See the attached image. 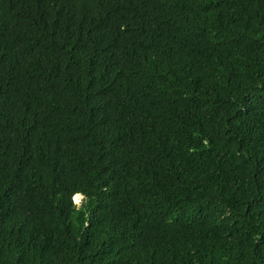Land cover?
Returning a JSON list of instances; mask_svg holds the SVG:
<instances>
[{
  "label": "trees",
  "instance_id": "obj_1",
  "mask_svg": "<svg viewBox=\"0 0 264 264\" xmlns=\"http://www.w3.org/2000/svg\"><path fill=\"white\" fill-rule=\"evenodd\" d=\"M0 264H264V0H0Z\"/></svg>",
  "mask_w": 264,
  "mask_h": 264
},
{
  "label": "rangeland",
  "instance_id": "obj_2",
  "mask_svg": "<svg viewBox=\"0 0 264 264\" xmlns=\"http://www.w3.org/2000/svg\"><path fill=\"white\" fill-rule=\"evenodd\" d=\"M81 199L82 197L81 196H78V197H75L73 198V201L76 205H80V202H81Z\"/></svg>",
  "mask_w": 264,
  "mask_h": 264
},
{
  "label": "bare ground",
  "instance_id": "obj_3",
  "mask_svg": "<svg viewBox=\"0 0 264 264\" xmlns=\"http://www.w3.org/2000/svg\"><path fill=\"white\" fill-rule=\"evenodd\" d=\"M78 196H81V195L78 194V195H76L75 197H78Z\"/></svg>",
  "mask_w": 264,
  "mask_h": 264
}]
</instances>
